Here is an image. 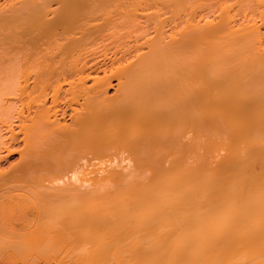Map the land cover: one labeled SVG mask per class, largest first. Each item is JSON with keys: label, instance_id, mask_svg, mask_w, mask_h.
Returning a JSON list of instances; mask_svg holds the SVG:
<instances>
[{"label": "bare ground", "instance_id": "6f19581e", "mask_svg": "<svg viewBox=\"0 0 264 264\" xmlns=\"http://www.w3.org/2000/svg\"><path fill=\"white\" fill-rule=\"evenodd\" d=\"M15 153L0 189L9 175L82 165L80 203L101 181L121 182L132 198L112 193L136 212L151 199L141 215L156 244L140 228L150 219L115 201L140 224L116 219L129 242L118 253L132 252L119 261L154 244L133 262L264 264V0H0V162Z\"/></svg>", "mask_w": 264, "mask_h": 264}, {"label": "rangeland", "instance_id": "374dc122", "mask_svg": "<svg viewBox=\"0 0 264 264\" xmlns=\"http://www.w3.org/2000/svg\"><path fill=\"white\" fill-rule=\"evenodd\" d=\"M166 15L167 14H164V16H166ZM112 83L114 85H113V87L109 88V94L113 93L116 81L112 80ZM8 101H9V99H8ZM34 109H35V107L32 108L31 110L33 111ZM32 111H29V112H31L33 114L34 111L33 112ZM32 114H30V115H32ZM68 117L69 116L66 115L65 120L69 122ZM189 135L191 136V134H188L187 136H189ZM190 136H189V138H191ZM20 137H21V134H20ZM202 140H203V142H206V141H204L205 139H202ZM191 141L194 142L195 141L194 138H192ZM199 141H198V143H199ZM193 142H192V144H193ZM20 143H22V142L20 141ZM194 144L196 146V142H194ZM200 144H201V142L199 143V145ZM202 145H204V144H202ZM193 148H194V146H193ZM200 148L201 147L199 146V149H198V147L196 149H198V151H200ZM203 148H201V150L205 149V148L204 149ZM196 149H194V150H196ZM111 151H113V150H111ZM118 151H119V149H118ZM122 151H119L118 153L115 152L118 155L114 153L115 155H112V157L113 156L116 157V159H115V157H113V158L117 162L119 161V163H120V164L118 163L119 166L120 165H122V166L126 165V166H124V167H127V168H125L126 172L128 170L130 171V169L132 170V173L135 172L137 167H136V164L132 161V156L130 159L129 153L127 151L125 153L124 150H122ZM191 151H192L191 155L188 153L187 154L190 157H192L191 159H195L197 157V155H195L197 152H195L194 153L195 156H193V150H191ZM205 151H202V152H205ZM202 152H200V156L205 160L206 156L204 158V155H206L207 152L205 154L204 153L202 154ZM66 153H67V151H66ZM69 153L70 152L68 151V154ZM2 154H4V152ZM197 154L199 155V152ZM223 154L224 153L221 151L219 154L215 155V156H218L216 158H215V156H213V158H212V156L208 155L209 158L210 157L211 158L210 159L208 158L209 163L207 162L208 161L207 160L206 161L207 164H210V161H211V164L214 163V160L217 161L219 158H221L223 156ZM107 156H109V154ZM124 156H125V158L127 157L126 158L127 160L124 158ZM18 157H19L18 154L15 153V154L11 155L10 157H8L7 160H2L0 162V169H5L10 164L15 163L18 160ZM110 157H111V155H110ZM190 157H188V159ZM107 158L110 159L109 157H106V159ZM113 158L109 160V161H112V163L110 162L111 164L109 166V167H111V169H112V166L114 165L113 163H115V161H113ZM122 158H124L126 161H123ZM198 160H197V162L199 163L202 159L200 160V158H198ZM93 162L96 163V161H93ZM193 162H195V160ZM80 163L82 164V162H80ZM80 163H79V165H80ZM201 163H203V162L201 161ZM97 164H98V161H97ZM118 164H115V167L118 168V166H117ZM107 165H109V163ZM81 166L79 168H77V170L75 172L76 173L75 176L71 175L72 172L63 174V172H65L63 169H59V170L52 169L50 171L41 173L35 177H30V176L18 177L16 175L7 176L6 184L4 185L6 187L0 189V264H49V263L50 264H99V263L100 264H119V262L121 264L123 262L122 259H121L122 262L118 260V259H120L119 254L121 255L124 252H127V251H125V249L122 248L123 245H118L119 242L121 241V240L119 241L120 236H123L122 229L124 228V226L126 229V224H127L126 222H128V220H131V218H132V220L134 218L135 221L128 223L127 226L132 223L131 227L132 226L134 227L136 224V228H137V225H138L137 222L139 219L136 220V217L138 215L139 216L143 215V214L141 215V211L143 209L147 210L148 208H145L146 206L145 207H142V206L146 205V203L151 202L150 201L151 199L150 198L148 200L146 199L145 204L142 201L143 199L139 200L140 203H138V204H142V206L140 207L142 209L140 212H136V210L134 208H136L138 211L139 207H135L136 205L132 206L134 204L132 201H134V200L130 199V203L131 202L133 203L130 205L128 203L129 200L128 201L126 200L127 201L126 202L125 200L122 199L124 197V195L126 196V198H127V196H129V197H131V196L126 195L125 194L126 192L124 193L123 190H121V186H119V185H122V184H120L121 182L119 184H115V183L112 184V182H110L111 184H108L106 182L101 181L100 183L95 182L96 184L92 183V186L90 184L89 191H91L93 193V195H92V193L90 192L91 193L90 195L92 197L89 200H86V202L80 203V200L76 196V190L74 187L79 186L78 185L79 182H80L79 184L81 185L82 179H80V178H83L82 174L84 173V170ZM91 166H89V167H91ZM106 167H108V166H106ZM109 167H108V169H110ZM117 168H114V166H113V169H117ZM121 168L119 167V169H117V170H120ZM122 170H124V169H122ZM138 171H139V169H138ZM142 173H144V171L141 172V179L143 177H145V180L144 179H142V180H144V182L145 181L148 182L147 181L148 179L146 180V178H147L146 176H148L147 175L148 171L146 170L147 174L146 173L144 174L146 176H144ZM116 183H118V182H116ZM122 183L124 184L125 182H122ZM100 184H103V185H101L102 187H100ZM105 184H107V185H105ZM115 186H117V187H115ZM68 187H69V189H66ZM99 187L102 190H100ZM104 191H107V192H104ZM114 191H115V193H114ZM112 192L114 194H116V192L117 193L123 192L124 193L123 197L121 194L122 198L120 196H119V198H121V201L123 200L124 202L127 203V205L125 204L126 207H128V205H130L128 208L132 207V208H130L133 211V212L132 211L130 212L131 214L132 213L134 214L136 212V213H138V215L136 217H133L135 215L134 214V215H132L131 218L129 216V218H130L129 219L128 215H130V214H129L128 210H130V209L127 208L128 213H126L127 211H125L121 208L122 205L118 206V207L116 206V208H115V205H117V204L119 205L120 199L118 198V200H116V198H115L116 196L114 197ZM134 192H132V193H134ZM111 193H112L113 197H112ZM129 193H131V192H129ZM135 193H134V195H136V196L140 195V194H137V193L135 194ZM98 194L101 197L100 196L98 197ZM107 194L110 196V198L108 197ZM102 195L103 196L105 195L104 198L102 197ZM143 196H142V198H143ZM88 198H89V196H88ZM147 198H148V196H147ZM100 199H101V201H100V203H98L99 202L98 200H100ZM103 199L104 200L106 199L107 201H103ZM109 200H110V202H109ZM115 201H116V204L114 205ZM123 201H122V203H124ZM147 201H149V202H147ZM104 202L107 203V204L105 203V208H103L104 206L103 207L100 206V205H104ZM111 203H113V204L111 205ZM151 204H152V202L150 203V205ZM108 206H109V208H108ZM124 208H125V206H124ZM96 210L97 211L101 210V213L99 211L97 212ZM104 211H106V212H104ZM114 211L115 212L117 211V212L115 213ZM122 211H124L123 214H125V213L128 214L126 216L128 219L122 214ZM145 212H147V211H145ZM97 213H99L98 214L99 216L97 215ZM86 214L87 215L92 214L91 218H93L94 223H96V224H92V222H90V221H92V219H89V223H91L92 225H90L89 223L87 225V223L84 221V217L87 216ZM101 214H104V215H101ZM118 214H120V215L118 216ZM144 214H146V213H144ZM95 215H97V216H95ZM114 215H115V217H114ZM121 215H123V216L121 217ZM146 215L142 216V218L144 217L143 219H145V218L150 219L149 221H151V222L146 224V226H148V225H150V223L152 224L153 219H151V217H152L151 212L149 214L150 217L149 216L146 217ZM117 218H120L119 221H121L120 223L122 225L124 224L122 222V220L124 221L123 218H125V221H124L125 225H123V228H122L121 224H118L119 221L116 220ZM143 221L147 222V220H143ZM139 223H142V222L139 221ZM139 225H138V227H139ZM142 225L140 228L143 227V230H146V232L152 231V232L156 233L155 236L158 235V233H157L158 229L157 230L154 229L155 227L151 229L150 228L151 225L149 226V228L145 227V225L143 223H142ZM153 226L154 225H152V227ZM132 229H134V228H132ZM119 230H121V234L119 233ZM126 230H129V227ZM139 230H141V231H138V230L135 231L134 230L135 231L134 234H138L140 232L141 233L145 232V231L143 232L142 229H139ZM146 232H145V234H146ZM152 232H151V234H149V236L154 234ZM132 233H133V230L131 231L130 235ZM141 233L139 234L140 236H138V235L136 236L138 238L140 237L139 241L137 240L138 238L134 237L135 235L133 237H131L132 239L134 238L133 242L138 241L137 243L140 244L142 242L140 239L144 238L143 241L146 239L144 236H143V238L141 237ZM127 234H128V232H127ZM94 236L97 237V241H98L97 243L98 244L96 243V238ZM93 237L95 238V245H96L95 247L93 246L94 245ZM135 238H136V240H135ZM153 239L156 241V238H153ZM153 239H151V236H150L149 242H151V241L153 242ZM100 240H102V241H100ZM125 241L128 242V240H125ZM125 241H123V242L121 241V243L125 244L124 243ZM127 242H126V244H127ZM130 242H132V241H130ZM133 242H132L133 246H132V248L130 247V249L133 250V248L136 247L139 250V246L141 244L140 245L137 244V245H139L137 247V246H135L136 242H135V244ZM99 243L102 245L100 246ZM153 243L156 244V242H153ZM153 243H151V244H153ZM104 245L107 246V249L103 248ZM145 245L143 246V244H142V246L144 248H145ZM98 246H99V248H98ZM117 246L121 247V251L124 250V252L121 253V251H120V253H118L119 251L116 248ZM151 246H147L149 248L146 247L145 249H149L150 253L149 252L148 253L154 255L151 251L154 252L153 249H154L155 245L153 244L152 248H151ZM96 247H97L96 250L93 249ZM126 248H129V246H126ZM99 249L100 250L102 249L103 251L105 249V251H107V252H103V253L104 254L108 253V256L106 254H105V256H102L103 253L98 251ZM143 249H142L141 253L139 251H137V253H135V251H134L133 252L134 255H138V256H140V254L143 255L142 252H144V250H145V249L144 250ZM129 251H128V253H129L128 255L130 257V254L132 252L131 251L129 252ZM99 252L102 254L99 255L100 254ZM146 252L147 251H145V253ZM93 253L95 255L97 254V257H95V255ZM113 253H115V254H113ZM125 254L126 253H124L123 256L127 258L128 255L127 254L125 255ZM93 255L97 259H95L93 257ZM98 255H99V257H98ZM146 255H148V254H146ZM118 256H119V258H118ZM138 256H137V259H138ZM144 257H145V255H144ZM153 258H154V256H153ZM131 259H132L131 264H133V263L135 264V262H133V261H135L137 259H134V260H133V258H131ZM95 260H97V261L100 260V261H99V263H97ZM101 260L104 261V263ZM149 260H151V258H149ZM125 261H127L126 263H130L128 261V259H126ZM144 261H148V260L144 259ZM106 262H108V263H106ZM137 262H138V260H137ZM126 263H124V264H126ZM144 263H146V262H144ZM151 263L154 264L153 261H151ZM148 264H150V261L148 262Z\"/></svg>", "mask_w": 264, "mask_h": 264}]
</instances>
